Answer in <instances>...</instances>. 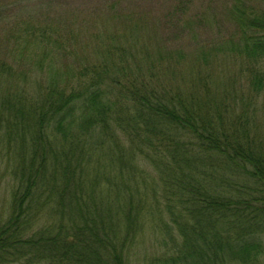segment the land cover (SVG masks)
<instances>
[{"label": "trees", "instance_id": "16d2710c", "mask_svg": "<svg viewBox=\"0 0 264 264\" xmlns=\"http://www.w3.org/2000/svg\"><path fill=\"white\" fill-rule=\"evenodd\" d=\"M263 1L236 3L228 17L236 31L210 43L239 64L241 76L231 82L240 79L241 94L214 93L224 71L191 69L186 80L176 62L163 81L164 57L156 58L151 38L131 27L94 31L98 58L81 63L76 73L88 81L79 86L62 85L59 71L38 60L71 50L60 48V29L36 30L24 21L4 34L14 56L0 57V135L15 184L11 214L0 221V264H129L149 221L174 243L175 231L181 236L182 257L168 256L166 264L259 263ZM172 47L171 58L185 57L179 44ZM203 51L209 61L211 51ZM25 52L49 70L48 84L37 83V91L23 86Z\"/></svg>", "mask_w": 264, "mask_h": 264}, {"label": "rangeland", "instance_id": "374dc122", "mask_svg": "<svg viewBox=\"0 0 264 264\" xmlns=\"http://www.w3.org/2000/svg\"><path fill=\"white\" fill-rule=\"evenodd\" d=\"M240 1L242 0H0V57L4 54H9L10 58L14 56L8 50L10 44L8 40L4 41V34L9 35L10 31L17 32L15 25L21 24L25 27L24 21H29L28 26L34 25L36 30L42 26H54L60 29L59 44L62 51L71 50L55 54L54 57L51 56L53 53L51 52L46 56H38V60L45 58V65H52L56 68L55 72L59 71L55 76L62 85L71 82L85 83L88 77L80 76L76 72L85 59L92 61L98 58L93 51L94 31L126 26V28L131 27L138 35L151 38L150 48L154 56L158 59L164 57L160 65L163 81L170 79L169 70L176 62L180 72L185 73L186 80L190 78L191 69L211 70L214 76L219 71L226 72L216 76L218 86H215L213 91L215 94H221L224 90L230 93L240 90L238 87L241 83L240 79L235 87L231 82L232 76H241L239 64L222 51L216 52L215 46L210 47V43L217 42L219 34L228 37L230 33L236 31L237 25L228 17L234 5ZM183 3H186L187 9L177 22L179 13L184 9ZM261 4L264 5V1ZM4 5L10 8L7 10V6ZM112 12L120 13L119 17L113 19ZM173 19L174 21L171 22ZM175 24H178V27ZM77 36L79 41L76 40ZM174 44H179L181 51L186 52L181 60L178 59L177 54H174L175 58L170 57ZM203 49L211 51L208 56L209 61L203 59L205 55ZM219 59L223 61L217 63ZM23 60L28 64L27 74L25 79L22 75H18V78L23 79L25 88L37 91V83L48 84L49 70L42 71L39 63L35 62L37 57L34 52L28 53ZM180 79L178 76L175 81L183 85V92L187 93L188 83H185V80L181 83ZM263 96L262 94L260 97L261 108L257 119L260 129L264 128ZM4 138L5 135L2 133L0 135V221L7 220L11 214L9 212L12 203L11 191L15 184L10 164L7 165L6 159H2ZM46 219H49L48 215L43 217L40 223ZM153 224L151 221L146 223L137 237V242L130 248L129 264H166L168 256L172 258L179 254L177 245L182 247V242L179 240L181 236L177 234L178 232L175 231L178 241L174 243L168 233L156 230ZM181 257L182 254H179L177 260ZM257 264H264V255Z\"/></svg>", "mask_w": 264, "mask_h": 264}]
</instances>
